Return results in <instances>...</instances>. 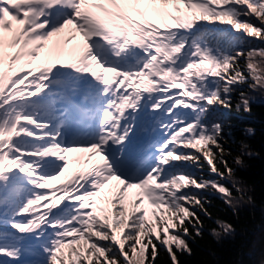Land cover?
<instances>
[{"label": "snow or ice", "instance_id": "6c2138e0", "mask_svg": "<svg viewBox=\"0 0 264 264\" xmlns=\"http://www.w3.org/2000/svg\"><path fill=\"white\" fill-rule=\"evenodd\" d=\"M246 89L264 91V0H0V264H183L202 193L246 197L212 117L250 113Z\"/></svg>", "mask_w": 264, "mask_h": 264}, {"label": "trees", "instance_id": "16d2710c", "mask_svg": "<svg viewBox=\"0 0 264 264\" xmlns=\"http://www.w3.org/2000/svg\"><path fill=\"white\" fill-rule=\"evenodd\" d=\"M246 91L253 97L250 113L243 109L237 111L234 101L231 111L220 108L212 113V117L231 126L237 144L233 145L229 164L251 202L245 197L234 201L233 208L224 205L216 195L202 193L211 201L205 207L212 218L201 215L205 226L203 236L190 242L194 254L192 257L181 256L183 264H264V91ZM248 128L254 129L253 135H246ZM241 141L248 145L250 155H241ZM238 155H241L242 165L234 162ZM188 170L199 178V171L194 168ZM228 187L231 188V184ZM216 220L231 224L234 233H222L219 237L211 235L212 228L218 229ZM160 264H166L163 254Z\"/></svg>", "mask_w": 264, "mask_h": 264}, {"label": "rangeland", "instance_id": "374dc122", "mask_svg": "<svg viewBox=\"0 0 264 264\" xmlns=\"http://www.w3.org/2000/svg\"><path fill=\"white\" fill-rule=\"evenodd\" d=\"M82 155L86 156V154H78V153L69 154V156H70L69 171L74 172V171H79V170L85 169L86 165H84L83 160L79 159V157H81ZM131 191H134V190H130V192ZM33 259H36V258L25 256L22 258L21 264H27V262H29Z\"/></svg>", "mask_w": 264, "mask_h": 264}]
</instances>
